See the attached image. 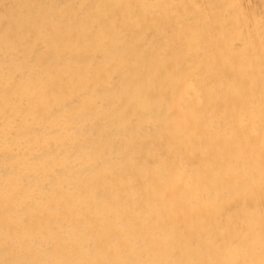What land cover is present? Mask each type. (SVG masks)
I'll list each match as a JSON object with an SVG mask.
<instances>
[{
  "label": "rangeland",
  "instance_id": "1",
  "mask_svg": "<svg viewBox=\"0 0 264 264\" xmlns=\"http://www.w3.org/2000/svg\"><path fill=\"white\" fill-rule=\"evenodd\" d=\"M102 1L0 0V40L6 42L7 36L12 41L21 39L25 51L18 55L21 48L13 45L8 58H4L5 50L0 48V128L9 142L21 138L30 143L28 149L22 144L16 150L3 146L0 156H24L30 168L40 161L37 153L30 152L40 144L43 151L40 156L45 159L40 171L44 170L46 181L56 186L70 181L69 190L73 192L87 181L81 171L96 168L100 172L96 182L105 187L104 195L108 199L107 217L116 223L123 215L124 206L130 204L143 209L145 193L153 191L160 205L155 209V223L149 227L157 230L165 225L158 231L164 234L169 225V228L176 226L174 232L182 238L172 245L170 240L160 241V237H168L158 236L156 232L151 244L140 247L138 244L144 239L141 234L133 241V250L126 251L124 243L132 235L133 227L127 225L117 233H111L113 228H109L102 235L106 220L98 225L95 211H87V203L83 201L77 205V212L86 216L73 225L71 233L59 226V241L70 244L74 251L64 255L66 258L75 255L77 264L111 263L99 262L104 253L96 250L94 240L100 232L99 241L109 234L115 236L110 240L115 246L123 245L120 254L127 259L117 264H155L162 249L166 251L164 255H170L166 264H245L244 260L234 259L228 249V242L235 235L225 223L231 221L236 223L235 230L242 229L247 212L264 209V155L259 156L254 145L257 134L247 126L234 125L229 118L208 120L206 115L213 104H218L220 115L230 113L225 103L231 95L223 96L220 89H227L238 98L245 92L253 97L252 67L238 34L246 35V39L251 37L255 31H251V24L256 21L259 29L263 25L264 33V0H106L107 9L101 6ZM216 7H222L221 12L211 14ZM91 16L95 22L88 23ZM167 22L171 27L166 26ZM212 27L221 31L216 46L207 42ZM169 28L174 36V46L170 49L161 47L163 33ZM72 35L82 38L87 46L82 59L70 48ZM250 42L253 47L255 43ZM175 46L181 48L183 58L179 59ZM3 61L7 70H1ZM193 72L200 89L205 83L215 81L212 90L199 101L192 96L184 100L181 95ZM220 74L225 76L224 83L219 80ZM6 80L8 84L2 85ZM54 93L57 102L53 101ZM11 111L26 115L27 126L21 128L17 121L10 125L5 114ZM90 116L93 121L86 120ZM201 124L203 127L198 128ZM53 135L54 139H48ZM130 139L133 143L129 145ZM161 142L167 146L169 156L162 150L157 154ZM172 144L181 147L189 144L191 151L173 154ZM51 145L57 146L62 156H54L49 150ZM118 151L121 155L115 161L114 154ZM94 154L106 156L107 160L93 158ZM176 155L179 162L189 165L185 174L192 172L191 176L199 180V189L204 188V194L194 201L170 179L176 174L175 163H171ZM150 156L153 161L145 167L146 175L134 183L141 175L135 171L138 163ZM65 157L70 158L71 164L66 163ZM214 163L220 164V173L202 175ZM230 163L235 165L234 172L228 174L226 167ZM223 180L227 183V197L217 206L212 205L222 198L214 200L216 189L212 188ZM184 206H188L185 217L180 214ZM216 208L221 209L220 214ZM260 218L256 219L258 226L248 230V236L261 225L264 231V220ZM209 225L212 226L205 236L194 239L195 232ZM147 227L144 225L143 229ZM47 238L48 243L53 235ZM187 241L195 242L188 246ZM202 243L205 249L193 258L196 246ZM47 245L40 250L33 249L34 244L31 246L32 252L40 251L35 256L36 264H54L53 259L62 252L51 251ZM243 255L246 264H264L256 251H244ZM174 257L179 258L172 260Z\"/></svg>",
  "mask_w": 264,
  "mask_h": 264
},
{
  "label": "bare ground",
  "instance_id": "2",
  "mask_svg": "<svg viewBox=\"0 0 264 264\" xmlns=\"http://www.w3.org/2000/svg\"><path fill=\"white\" fill-rule=\"evenodd\" d=\"M101 3H102L101 6L103 7V9L108 8V3L106 2V0H103ZM11 8L13 10L14 6ZM221 10H222V7H216L214 8L211 14L218 15L221 12ZM14 11L15 10H13V12ZM238 11L240 10L238 9ZM257 17L253 19L255 20ZM100 19H102V17ZM261 21L259 20V23H261ZM93 22H95V19H93L92 16L88 17V23H93ZM252 25L253 27L251 31H253V29L255 31H253L254 34L252 36L250 35L251 37L246 39V35L238 34V38L241 41L243 50L248 55V60H249L250 66L252 67V76L250 79H251V88L253 91V94H252L253 99L249 96V92L248 93L245 92V94H243L242 97L238 98L233 93L229 92L227 89H220V93L223 96L231 95L229 96V100L227 99L228 102H226L227 100L225 101L226 103L224 102L228 106V110L230 113L226 111V113L228 114L225 113L223 116L220 115L221 113H219L218 104H213V106L208 109L209 113L206 115V118H208V120H219L221 118H225V119L229 118L228 121L233 122L234 125L247 126V128L250 131H253L257 134V139L254 141L255 142L254 145H255V148H258L259 156L262 157L264 155V33L263 31H261V29L263 28V25L261 26L262 28L259 29L258 28L259 24L257 21L251 24V26ZM166 26L171 27L170 23L168 22ZM215 28L214 27L211 28L210 30L211 33L208 35V38H207V42L210 46H216V44L218 43V39H220L221 37L220 36L221 31H218V29L217 28L215 29ZM244 30L247 31L245 28ZM173 37L174 36L172 34L171 28L166 29V31H164L163 36H162V40H161L162 46L161 47L163 48L167 47L168 49L173 47L174 46ZM7 38H6V42L5 41L3 42L0 40V48H2V50H5L4 58H8L7 53L10 49H12L13 45H17L18 47L21 48V51L19 52L18 55L25 53V51L22 49L23 44H24L23 40L16 38V39H13L12 41V39H7ZM70 41L72 42L70 44L71 50H73L76 53V56L78 57V59H82L81 56L82 54H84V49L87 48V46H85L84 44L83 39L72 35V38H70ZM250 41L255 43L253 47H251L252 45L249 44ZM174 49H176V52H178L177 54H178L179 59L184 57L185 54L179 51L181 49L180 47L177 48L175 46ZM1 70H7V63L4 61L2 63ZM219 78L221 82L223 81L222 83L226 81L225 76L222 77V74H220ZM195 79H196L195 72H193L187 78L181 90L182 91L181 95L184 100L192 96L195 100L199 101L202 98V95L204 93H208L210 90H212L211 86L213 85L212 81L214 80L208 83H205L202 87L203 89H200V87L196 84ZM8 82L9 80L2 81V85H7ZM53 97H54L53 101L57 102V99H58L57 94L54 93ZM34 108L37 109V107H34ZM42 109L44 111L46 110V108H42ZM5 115L8 118L10 125L14 121H17L18 125H20L21 128H24L27 126V123H26L27 116L26 115L24 114L19 115L15 111L14 112L11 111L9 113L6 112ZM86 120L93 121V117L90 116ZM10 125L7 124V126H10ZM202 127H203L202 124L198 126V128H202ZM3 131L4 130H1L0 128V152L3 146L9 147V149L11 150H16L17 148L21 146V144L24 147V149H28L29 144H30L29 141H26L27 142L26 143L24 142V140L19 138V139H15V143L9 142V140L6 139V135L3 134ZM55 137L56 136L53 135L49 137L48 139H54ZM19 140L21 142H19ZM132 143H133V140L130 139L128 141V144L130 145ZM170 146H171L170 149L172 150L173 154H175L177 151H182L183 154H188L191 151V146L189 144H184V146L182 147L176 144H172ZM49 150L52 151L53 154H55L54 156H62L63 154V153H59L62 151H59L57 149V146L51 145ZM160 150L163 151L164 155L166 156L170 155V153L167 152L168 150L167 146L163 142H161L160 148L158 149L157 154L159 155H160L159 153ZM244 151L248 152V149H245ZM30 152L37 153L39 155L37 159L40 160L39 162H36V164H33V166H31L30 168L26 166L27 162L26 160H24V156L18 157L17 155L15 156L12 154L7 155V156H0V264H36L37 261L35 259V256L40 255V251H39L40 248L42 249L45 248L42 246L47 245V244L48 245L46 246V248L50 249L51 251L57 250V249L58 250L61 249L62 251L59 255H57L53 259L54 264H77L75 263V260H76L75 255L72 257L69 256L70 258H66L64 255V254H73L74 251L72 250L70 244L69 246L64 245L65 244L64 242H62L61 244V242L59 241L58 239L59 238V228H60L59 226H62L68 231V233H71L73 225L76 222H80L83 219V217L86 216V215H81V214L79 215L77 212V205L80 203H83V201L87 203L86 205L87 211H95L96 214L94 216L96 217L98 225H100L101 220H106L107 223L102 224L103 226H105L102 232V235L103 233L105 234V232L109 228H113V232L111 233H117V232H122L121 229L125 228V226L127 225H131L133 227L132 235L130 234L131 236L127 238L128 240L125 241L124 243V245L126 246V251L131 252L133 250L134 245L132 243L135 239L140 238L142 236L141 234L144 235V239L138 244L140 247L147 246V244H151L152 243L151 239L154 237V233L156 232H157L156 233L157 235L159 234L158 236L168 237L166 239L165 238L162 239V237H160L159 238L160 241L165 242V241L170 240V243H172V245H174L176 241L179 243L180 240L182 239L177 232H174L176 230V226H173V228H169L171 227L170 225L168 228L166 226L165 229L166 228L167 229L165 230L164 234H160L158 231H160L161 226H165V225H160V227L157 228V230L149 227V226H152L153 223H155L154 222L156 220L155 213H157V211L155 212V209L157 207V204L160 205L159 201L156 199L157 196L155 192L151 191V192L145 193L146 198L144 199L145 202L143 205L144 206L143 209L142 207L140 209L139 207H134V206L132 207L130 206V204L124 206L122 209L123 215L118 218V223H116L114 222V219H111V220L109 219L110 216L107 217V211H108L107 208H109V205L107 204L108 199L104 195L105 187L97 183L100 172L96 168H91V169L84 168L81 171L82 177L84 179L85 177H87L86 178L87 181L85 182L83 187L81 188L78 187L77 191L73 192L69 190L70 181H68L67 184L64 183L63 185H59V186L58 185L56 186L54 182L49 183L46 181V179L44 178V170L40 171L41 167L44 166V163H45V159L42 156H40L41 154H43V151L40 150V144H37L36 146H34V148ZM120 152L121 151H118L114 154V159L115 157L116 159H119L121 155ZM259 156L257 159L261 160V157ZM92 157L99 159L102 162H105L107 160L106 156L104 157L103 155H100V154H94ZM116 159L115 161H118ZM64 160L66 161V163H68V165L71 164L70 158L65 157ZM152 161H153V157L150 156V157H146L145 159H143L142 161L138 163L139 167L137 168V170L135 169V171L140 173L141 175L137 178V180L134 183H138V179L146 175L145 173L147 172L146 169L149 166H151L150 163ZM171 163H175L174 165H175V171H176V174L174 173L175 174L174 176H170L171 181L177 182L178 185L184 191H187L188 199H190L191 201H194L198 199L199 197H201L204 194L203 192L204 188L201 187L203 188L202 191L199 189V186H200L198 185L199 180L197 181L195 179L196 177L193 178V175L191 176L192 172H190L191 174H188L189 172L185 174V171H189L190 169L188 167L189 165L184 163V161L179 162L177 155H176V159H174L173 157L171 158ZM234 166H235L234 164L230 163L226 167L228 174H231L234 172L233 171ZM8 167H10V171L7 170ZM220 169H221L220 164L214 163V164H211L207 168V171L203 172L202 175H206L209 173L211 174V176L212 175L214 176L215 174L220 173L219 172ZM184 175H187V176H184ZM211 181L213 180H210V182ZM226 185H227L226 180H223L216 184V188L214 187L215 185L213 186L214 188L211 187L212 189H216L214 190L215 191L214 195L216 194V196L214 197V200L219 196L222 197L220 200L216 199L218 202L217 201H215V203L212 202L211 203L212 205L217 206L221 202L222 199H225L227 197L225 195ZM202 186H205V185L202 184ZM222 193H224V195ZM255 198L256 196L254 195L253 200ZM187 208L188 206H184V208L180 211L181 216H184V215L186 216L188 214ZM145 211L148 212V214L145 215L146 217L143 216V213ZM215 211L218 214L221 213L220 212L221 209L216 208ZM262 211H264V209L255 210V211L251 210L250 212H247L244 215L245 226L242 229L235 230L234 227L236 223L233 224V222L231 221H227L225 223L226 226L228 227V230L233 231L232 234L235 235L234 236L235 238L233 239L231 238L230 241L228 242V249L234 254V259H236L237 261L244 260L246 264L247 260L245 259L243 252L252 251V250L256 251L258 254H261V255H258L259 258L262 257V260H264L263 226L261 225V228L259 229L256 228V230L253 231L255 233L252 234L251 237L247 235L248 230L249 229L251 230V226L252 227L258 226L257 225L258 222L256 221V219L263 217V219L261 218L260 219L264 220V216H262L263 214ZM108 215H109V212H108ZM32 218H34L35 220H32ZM214 218L212 220H214ZM29 220H32V222H29ZM144 225H147L148 227L146 229L145 228L143 229ZM211 226L212 225L206 226L204 227V230H201L200 232H195L196 237L194 239L201 237L204 234L206 235L205 231L209 230ZM226 234H228V232ZM49 235H53V239H51L47 243L48 241L47 236ZM102 235H101V232L98 233L97 235L98 237L94 240L95 248H97L96 250L97 251L102 250L104 253V255L100 257L99 262L111 261L110 264H117L118 262H121L127 259L126 258L127 256L120 254L121 253L120 249L123 248V245L115 246L114 245L115 243L110 241L115 236L109 237L108 236L109 234H108L106 235L104 239H102V241H99ZM187 242H188V246H190L195 241H187ZM33 244L35 245L33 249L37 247L39 250L36 249L32 252L33 249H30V248ZM159 244L161 243L159 242ZM165 246L169 247L171 245L165 244ZM196 247L197 249L194 251V253H192L193 258H195L196 255L199 254L200 250L205 249L206 246L204 243H202ZM106 250L108 252H105ZM164 254H166V251L164 249L160 250L158 256L154 260L155 264H160L161 262H162L161 264H166L165 260L166 258H169L170 255L167 256ZM225 254L226 253H224V255ZM17 258L19 259V261L17 260ZM178 258L179 257H174L172 258V260H178ZM190 259H187V260L191 262ZM147 261H151V259H147Z\"/></svg>",
  "mask_w": 264,
  "mask_h": 264
}]
</instances>
